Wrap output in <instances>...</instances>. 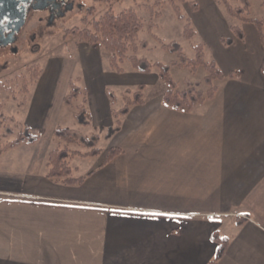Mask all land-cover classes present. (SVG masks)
<instances>
[{"label": "crops", "instance_id": "obj_1", "mask_svg": "<svg viewBox=\"0 0 264 264\" xmlns=\"http://www.w3.org/2000/svg\"><path fill=\"white\" fill-rule=\"evenodd\" d=\"M226 26L214 59L226 77L191 112L167 106L162 93L143 98L109 135L126 106L116 101L153 83L137 70L104 71L98 81L89 67L93 77L73 83L71 104L69 90L57 103L35 94L25 124L40 139L0 153V264H209L216 231L229 238L216 264H264V45L256 27L241 39ZM81 93L86 123L77 113ZM65 106L72 120H53ZM47 127L52 135L85 129L123 152L104 165L106 156L95 160L81 184L67 185L48 177L50 152L38 148Z\"/></svg>", "mask_w": 264, "mask_h": 264}, {"label": "rangeland", "instance_id": "obj_2", "mask_svg": "<svg viewBox=\"0 0 264 264\" xmlns=\"http://www.w3.org/2000/svg\"><path fill=\"white\" fill-rule=\"evenodd\" d=\"M78 1L83 4V9H75L66 18L59 20L56 25L50 28L44 27L42 32L39 31L35 41L22 40L21 46L23 48L19 53L16 54L9 48L0 49V153L7 150L5 148L7 144L17 139L27 127L25 121L28 108L37 92L51 93L54 98H50L57 103L65 90H69L67 96L73 93V83L88 81L87 78L93 77L91 76L93 72L101 75L96 78L98 81L105 80L104 71L118 72L114 68L112 69V63H117V66L124 69L123 72H135L136 69L130 58L137 56L146 58L155 66L149 76V80L153 83L146 84L145 89L140 85L127 90L132 100L135 98V90L141 92L146 100L161 93L164 96L170 90L182 92L191 89L198 96L199 91L205 90L206 95H208L210 93L207 92H210L211 87H215L216 89H214H218V91L221 87V81L217 77L208 84L207 76L211 74V63L215 62V54L218 52L216 38L219 34L227 35L225 34L226 24L231 27L232 24L237 25L242 30L247 25L256 27L264 45V0ZM108 11H112L114 14L128 13L133 22H136V26L133 27L137 30L135 38L128 41L129 45H127L126 50L115 54V59H113L114 53L106 50L101 44L82 40L78 34L72 33L75 28L94 29L90 23ZM242 17L250 19L245 21ZM256 20L263 23L258 25ZM35 26L36 23L32 19L23 36L31 34L35 30ZM170 43H176L182 48V57L186 59L185 63L182 62L180 52H172L163 48L164 44ZM87 58H93L94 66L91 67L87 64ZM156 63L167 64L171 67L170 74L175 84L166 82L161 78L160 68L156 66ZM136 73L144 76L141 77L142 80H145V76L149 75L139 70ZM38 82L44 83L42 89H33L31 92L29 87L38 86L35 84ZM127 98L130 97L125 96L126 101L123 99L116 101L115 107L126 105ZM210 100L206 97L204 103ZM113 101L115 103V98ZM84 102L85 95L81 93L76 101L78 114L82 113L81 104ZM201 104L198 102L187 110L174 109L191 112ZM72 113H74L73 108L65 106L61 113L62 117L55 116L53 120L62 121L64 117L72 120ZM50 127L41 132L44 139L38 148L42 153L66 147L82 153L92 150L87 143H67L52 135L48 130ZM90 130L94 133L93 127L89 128ZM75 131L83 136L87 134L85 129H76ZM84 137L92 138L93 136ZM111 143L104 136L102 138L97 137V141L94 140V146L100 148L102 153V156L97 159L79 155L71 157L70 164L73 168V176L84 175L87 168L95 160L106 156Z\"/></svg>", "mask_w": 264, "mask_h": 264}, {"label": "trees", "instance_id": "obj_3", "mask_svg": "<svg viewBox=\"0 0 264 264\" xmlns=\"http://www.w3.org/2000/svg\"><path fill=\"white\" fill-rule=\"evenodd\" d=\"M236 13L235 11L233 12ZM241 15V14H240ZM243 20L248 21L250 18L242 17ZM257 24L263 23L262 21L256 20ZM94 29L85 28V29H78L75 28L72 30L73 34H78L82 40L88 41L93 44H101L106 50L111 51L114 53L113 59H115V54L117 52L122 53L123 50L127 49V45H129L128 41H132L136 36V29L133 27L136 26V22L134 23L130 14L121 13V14H114L112 11H108L99 19L94 20L90 23ZM231 29L233 30L234 34L238 37L243 39L244 32L241 27L237 25H232ZM224 42L227 44L233 43L232 38L224 39ZM164 49H168L172 52H180L182 62L185 63L186 59L182 57V48L176 43L164 44ZM122 55V54H121ZM122 57V56H121ZM133 61V65L136 70H139L142 73H151L155 64H152L146 58L141 57H131ZM189 63V62H188ZM187 63V65H189ZM156 66L160 68V76L161 78L172 84H175L173 81L170 70L171 67L167 64L163 63H156ZM211 74L207 76V83L209 84L212 79L217 77L220 81L225 79V75L220 68L217 67L215 62L211 63ZM112 69L114 68L118 72H123L124 69L117 66V63L111 64ZM263 71H264V62H263ZM142 88V86H141ZM210 88V93L206 95L205 90L199 91V96L194 94L191 89L182 91V92H172L170 90L168 93L164 94V103L167 106H171L173 108L178 109H190L196 103H204V99L206 97L212 99L217 94V90ZM79 93V89L77 87L73 88V93L66 97L67 104H71L73 99L77 97ZM143 96L141 92L135 93V98L132 100L131 98H127L126 106L116 113L117 116V125L112 127L110 130V134L118 131L120 129L121 123L119 117L121 115H125L129 112L130 106L137 103H143ZM78 118L82 123H86L84 113L78 114ZM54 135L67 143H77V142H84L89 144L92 148L90 152L82 153L81 151L77 150H70L69 148H57L52 150L49 153L48 157V166H49V173L48 177L54 179L58 182H62L67 185H77L81 184L86 176H73V168L70 164V158L74 156H82V157H89V156H96L101 153L100 148H96L94 146V140L97 141V137L86 138L83 135H80L76 131L70 128L58 127L54 131ZM40 139V136L37 134H33L32 131L26 127L15 139L7 144L6 149L14 148L19 146L22 143H35ZM123 150L120 147H111L105 157L103 165L111 161L117 155L121 154ZM213 240L218 244V251L215 258L209 264H216L217 261L224 256L227 247L229 245V238L226 236H222L218 231L214 232L212 235Z\"/></svg>", "mask_w": 264, "mask_h": 264}, {"label": "flooded vegetation", "instance_id": "obj_4", "mask_svg": "<svg viewBox=\"0 0 264 264\" xmlns=\"http://www.w3.org/2000/svg\"><path fill=\"white\" fill-rule=\"evenodd\" d=\"M75 9H83L78 0H0V19L7 22L0 25V49H10L19 53L22 40L35 41L44 27H52ZM34 19L36 26L31 34L23 33Z\"/></svg>", "mask_w": 264, "mask_h": 264}, {"label": "snow or ice", "instance_id": "obj_5", "mask_svg": "<svg viewBox=\"0 0 264 264\" xmlns=\"http://www.w3.org/2000/svg\"><path fill=\"white\" fill-rule=\"evenodd\" d=\"M7 22V17H4L3 19H0V25H3Z\"/></svg>", "mask_w": 264, "mask_h": 264}]
</instances>
